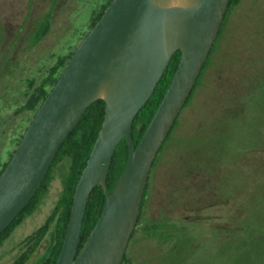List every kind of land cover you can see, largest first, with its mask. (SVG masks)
<instances>
[{
	"label": "rangeland",
	"instance_id": "obj_1",
	"mask_svg": "<svg viewBox=\"0 0 264 264\" xmlns=\"http://www.w3.org/2000/svg\"><path fill=\"white\" fill-rule=\"evenodd\" d=\"M106 1L0 0V130L19 117L27 78L75 50ZM231 14L217 41L223 57L215 53L210 78L183 109V126L152 168L126 251L136 264H264V0H242ZM46 19L50 31L33 44ZM23 120L0 146L1 159ZM63 173L59 166L41 205L0 247V264H12L22 240L46 221L63 190ZM44 244L27 264L36 263Z\"/></svg>",
	"mask_w": 264,
	"mask_h": 264
},
{
	"label": "water",
	"instance_id": "obj_2",
	"mask_svg": "<svg viewBox=\"0 0 264 264\" xmlns=\"http://www.w3.org/2000/svg\"><path fill=\"white\" fill-rule=\"evenodd\" d=\"M231 0H112L81 40L0 175V234L42 185L62 143L96 100L102 127L77 183L56 264H122L139 221L155 159L183 110L219 35ZM179 65L138 144L134 120L177 50ZM140 127V126H139ZM126 138L128 162L112 190L108 176ZM105 204L79 250L90 195Z\"/></svg>",
	"mask_w": 264,
	"mask_h": 264
},
{
	"label": "trees",
	"instance_id": "obj_3",
	"mask_svg": "<svg viewBox=\"0 0 264 264\" xmlns=\"http://www.w3.org/2000/svg\"><path fill=\"white\" fill-rule=\"evenodd\" d=\"M111 1L112 0H107L106 2L100 4L97 9H95V12L92 14V20L89 29H91L96 24V22L102 16L106 7ZM241 1L242 0L230 1L223 24L219 31V35L210 51L209 57L205 65L203 66L202 72L197 80V83L194 86V89L183 108L184 112L185 108H187L189 105L191 106L193 104L194 98L197 97L199 93H201L202 88L200 89V86L203 84L205 78H210V76L207 77V75L211 73L212 67H210V64H213V62L211 63L212 58L215 60V53L217 52L216 54L218 55L220 60L223 57V55L219 56L218 53L221 48V41L218 44L217 41L219 37L221 39L225 35L226 29L228 28V25L231 22V13ZM50 29L51 22L49 21V19H46L43 24H41L39 29H37L36 32L32 35L33 44H37L38 42H40L50 31ZM74 51L75 50L73 49L67 54H60L58 56H54L53 61L50 63V65L42 69L38 75L31 78H27V81H25L26 87L24 102L15 110V113L18 114L17 116L19 117H12L9 121L6 122V125L2 128V130H0V146H6L9 141H7V139L9 136H11V132H13V125L18 123L21 118L24 117L23 124L21 129L19 130V133L14 136L12 135L11 137L13 148L8 152L7 159L0 158V175L2 174L7 163L13 156L16 146L21 141V138L23 137L30 121L37 112L39 106L47 98L54 84L59 79L63 69L65 68ZM181 55L182 51L180 49L174 53L170 64L166 69L165 73L163 74L161 80L159 81L153 95L136 115L133 130L136 144H138L141 140L166 90L168 89L172 81L173 75L179 65ZM218 57L217 59H219ZM234 92L235 91H231L230 93L234 94ZM232 94L228 95L227 98L230 99ZM105 112L106 101L103 98L94 101L87 108L79 123L62 143L53 163L50 166L46 177L42 182V185L38 188L36 194L33 196L31 201L24 207L20 214L13 220V222L0 234L1 247L10 238L16 228L25 220V218L33 214L36 209H38L50 189L51 183L55 177L56 169L59 166L64 167L63 190L60 194V197L58 198L55 206L53 207L46 221L37 229L29 233L22 240V249L19 254L15 257L12 264H27L43 242H45L44 250L41 254L38 255L35 264L57 263V259L64 243L65 235L68 230V224L71 217L72 205L74 201V194L77 187V183L81 177L83 169L88 161L94 143L102 127L105 118ZM183 115L184 114L182 110L176 120V123L171 129L164 145L168 141L172 140V138L175 137L174 133L181 126H183V123L181 122L182 117L184 118ZM4 146L0 147V153L5 148ZM128 158L129 144L127 139L123 138L114 155L113 163L108 176V190L113 189L114 185L118 181L119 176L123 172L128 162ZM157 161L158 157L154 161L153 169ZM151 171L153 172V170ZM150 178L151 177H149V179ZM149 186L150 182L148 181L140 211L139 221L142 218L143 208L149 193ZM105 199L106 192L104 191L103 186L101 184H98L96 187H94L90 195L86 215L83 222L79 250L82 248L93 227L95 226L99 218V213L104 207ZM134 232L132 234V237L134 235ZM124 262H131L132 264H136L132 261L128 253L125 254L123 264Z\"/></svg>",
	"mask_w": 264,
	"mask_h": 264
},
{
	"label": "flooded vegetation",
	"instance_id": "obj_4",
	"mask_svg": "<svg viewBox=\"0 0 264 264\" xmlns=\"http://www.w3.org/2000/svg\"><path fill=\"white\" fill-rule=\"evenodd\" d=\"M134 133V132H133Z\"/></svg>",
	"mask_w": 264,
	"mask_h": 264
}]
</instances>
